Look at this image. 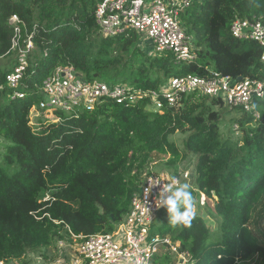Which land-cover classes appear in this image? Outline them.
Listing matches in <instances>:
<instances>
[{
	"label": "trees",
	"instance_id": "1",
	"mask_svg": "<svg viewBox=\"0 0 264 264\" xmlns=\"http://www.w3.org/2000/svg\"><path fill=\"white\" fill-rule=\"evenodd\" d=\"M96 5L0 0V133L9 141L0 161V262L31 264L29 252L73 242V234L113 232L130 211L153 153L169 155L168 165L178 170L184 155L170 137L181 132L188 133L185 151L196 156V187L214 198L221 216L220 238L210 240V227L196 214L189 227H173L167 216L155 224L156 232L180 242L186 264H264V110L259 118L243 112L248 116L239 121L237 142L222 138L216 107L223 101L197 92L174 105L164 100L159 111L148 108V99L125 105L108 97L77 114L45 110V117L59 115L60 121L31 120L44 98L43 80L59 66H73L87 80L129 79L130 87L148 92L190 72L264 82L262 46L231 32L236 17L264 18V0H193L181 9L196 55L187 62H176L171 51L143 48L133 30L103 36ZM13 15L18 21L10 20ZM16 27L34 43L21 80L23 97H13L6 80L17 63ZM173 260L166 254L158 263Z\"/></svg>",
	"mask_w": 264,
	"mask_h": 264
},
{
	"label": "built area",
	"instance_id": "2",
	"mask_svg": "<svg viewBox=\"0 0 264 264\" xmlns=\"http://www.w3.org/2000/svg\"><path fill=\"white\" fill-rule=\"evenodd\" d=\"M192 2L97 0L95 14L103 36L113 37L126 30H133L139 35L141 44L149 42L154 52L171 51L176 62H187L196 57L193 51L194 38L188 35L181 23L180 10ZM10 20L18 21V16L13 15ZM15 31L12 49L17 52V63L6 74V80L12 96L23 97L25 92L20 88L21 80L28 65L27 55L34 48V43L29 34L22 39L20 27H16ZM231 32L234 37L259 43L263 48L261 61L264 62L263 17L254 20L236 17ZM41 91L44 98L33 107L32 113L38 109L43 110L39 121L47 122L60 121L61 117H45V110L77 114L83 110H93L100 101L111 97L125 105L136 103L139 99H148L150 107L159 111L163 109L164 100L174 105L179 98L192 92L221 99L224 106L252 113L259 118L256 104L264 99V82L249 77L236 80L216 71L207 76L190 72L174 75L159 89L148 92L121 82L87 80L73 66H59L43 80ZM236 128H239L238 124ZM190 174L189 170L148 172L140 190L132 197L130 211L113 232L85 237L73 234L72 245L75 246L71 257H57L44 264H159V258L166 254L176 258L175 264H186L189 261L188 253L180 251V242L175 241L171 235L156 232L155 219L163 209L156 203L162 185L171 176L177 177L182 183L189 179ZM68 243L61 240L57 244L65 247ZM180 257L182 262L179 261Z\"/></svg>",
	"mask_w": 264,
	"mask_h": 264
},
{
	"label": "rangeland",
	"instance_id": "3",
	"mask_svg": "<svg viewBox=\"0 0 264 264\" xmlns=\"http://www.w3.org/2000/svg\"><path fill=\"white\" fill-rule=\"evenodd\" d=\"M141 46L143 48H145L146 46H150L149 42H145L142 43ZM150 48H152L150 46ZM147 56H148V52L151 54V50H149V48H147ZM143 53H141L139 55V58L146 56ZM16 56V53L14 54V57ZM103 80L107 81V82H121L125 85H129V79H127L126 81H123V79L121 77H110V78H103ZM148 106L150 107L151 104L149 103ZM217 109H219L222 112V120H221V124H220V130L222 133V138L223 139H231L235 142L240 141L241 138V129L240 128H236V125H239V121L241 119H244L246 116H248V114H244L243 111H240L238 109H230L227 106H224L223 108L220 107H216ZM256 108L258 110V112L264 110V103L262 102H258L256 104ZM43 110L38 109L35 110L32 114H31V119L34 122L35 125H38V122L40 119H42V112ZM257 118V117H255ZM188 133H181V132H177L173 135H171L170 139L172 141H174L179 148L181 149L184 158L182 159V161L180 162L178 166V170L179 171H185V170H189L190 171V177L188 180H183L182 183L187 182L189 183V185L191 186V190L194 191V198H195V208H194V212L196 215L201 216L206 223L208 224V226L211 229V239L210 240H216L218 238H220V231H218V227H219V222L221 220V216L219 214H217L214 210V198L212 197H208L207 195H205L204 193H202L201 191H199L196 187V182H195V161H196V156L193 153L190 152H186L185 148H184V141L185 138L187 137ZM9 141L5 139V137L0 133V161H1V156L3 155L4 151H5V146L6 144H8ZM169 159V155H165V154H161V153H153L152 157H151V162L149 164V166L145 169V174H147L150 171H157V172H162V171H168L170 172V170H172V166H169L167 161ZM176 166V167H177ZM174 171V168H173ZM168 216V213L166 211L165 208H163L162 210H160L156 216V225H158L159 223H161L164 219H166ZM74 243L73 242H69L67 246L63 247L60 246L59 244H56L48 249H40L36 252H29L26 256H25V260L31 261V264H44L47 263L49 261H51L52 259H55L57 257H66V258H70L71 255L74 252V246L72 245ZM174 258V263L176 262V258ZM188 259V258H187ZM190 261V259H189ZM188 261V262H189ZM187 262V263H188ZM20 262L18 260H12L9 262H6L4 264H19ZM250 264H255V263H250Z\"/></svg>",
	"mask_w": 264,
	"mask_h": 264
},
{
	"label": "clouds",
	"instance_id": "4",
	"mask_svg": "<svg viewBox=\"0 0 264 264\" xmlns=\"http://www.w3.org/2000/svg\"><path fill=\"white\" fill-rule=\"evenodd\" d=\"M158 181L154 184L156 185ZM158 207H163L168 213V223L173 227L191 226L195 212V198L189 183H180L178 178L171 176L164 183L156 197Z\"/></svg>",
	"mask_w": 264,
	"mask_h": 264
},
{
	"label": "water",
	"instance_id": "5",
	"mask_svg": "<svg viewBox=\"0 0 264 264\" xmlns=\"http://www.w3.org/2000/svg\"><path fill=\"white\" fill-rule=\"evenodd\" d=\"M179 261L182 262V258L181 257H180Z\"/></svg>",
	"mask_w": 264,
	"mask_h": 264
}]
</instances>
